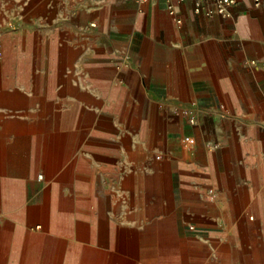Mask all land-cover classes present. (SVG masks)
Instances as JSON below:
<instances>
[{
  "label": "crops",
  "instance_id": "0c3cea01",
  "mask_svg": "<svg viewBox=\"0 0 264 264\" xmlns=\"http://www.w3.org/2000/svg\"><path fill=\"white\" fill-rule=\"evenodd\" d=\"M171 5L0 0V264H264V8Z\"/></svg>",
  "mask_w": 264,
  "mask_h": 264
},
{
  "label": "built area",
  "instance_id": "2783aa9c",
  "mask_svg": "<svg viewBox=\"0 0 264 264\" xmlns=\"http://www.w3.org/2000/svg\"><path fill=\"white\" fill-rule=\"evenodd\" d=\"M136 1L142 2L144 0H136ZM173 1L183 2L185 0H166L168 4L167 9L171 16L175 15L174 10L171 5ZM192 1L194 2L195 13H199L201 12V10H203L206 16L220 15L224 18L229 17V8L234 6L237 2V0H192ZM205 4H210L211 6L208 8H204ZM253 5L254 7L264 8V0H253ZM177 22L179 23L180 21L177 20Z\"/></svg>",
  "mask_w": 264,
  "mask_h": 264
},
{
  "label": "bare ground",
  "instance_id": "6f19581e",
  "mask_svg": "<svg viewBox=\"0 0 264 264\" xmlns=\"http://www.w3.org/2000/svg\"><path fill=\"white\" fill-rule=\"evenodd\" d=\"M96 244V243H95Z\"/></svg>",
  "mask_w": 264,
  "mask_h": 264
}]
</instances>
